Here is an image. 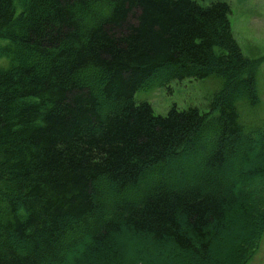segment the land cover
I'll return each instance as SVG.
<instances>
[{
	"label": "trees",
	"instance_id": "trees-1",
	"mask_svg": "<svg viewBox=\"0 0 264 264\" xmlns=\"http://www.w3.org/2000/svg\"><path fill=\"white\" fill-rule=\"evenodd\" d=\"M21 1L0 0V264H247L264 126L241 121L260 103L258 60L231 5ZM210 76L207 112L135 100Z\"/></svg>",
	"mask_w": 264,
	"mask_h": 264
},
{
	"label": "rangeland",
	"instance_id": "rangeland-1",
	"mask_svg": "<svg viewBox=\"0 0 264 264\" xmlns=\"http://www.w3.org/2000/svg\"><path fill=\"white\" fill-rule=\"evenodd\" d=\"M16 1V13L23 10V2ZM209 4L213 0H198ZM232 8L230 21L233 34L241 47L243 54L252 62L258 60L257 85L260 95V103L256 107L241 105V121L249 127L264 126V0H224ZM7 39L0 38V47L8 44ZM9 60L0 53V67H7ZM221 80L216 76L204 79L185 78L175 80L164 86L154 87L148 90H139L135 94L137 102H149L154 112L158 115H166L176 106L180 110L192 107L202 112L209 110L212 96L220 89ZM161 257L167 258L162 254ZM162 262V261H161ZM247 264H264V235L259 248Z\"/></svg>",
	"mask_w": 264,
	"mask_h": 264
}]
</instances>
